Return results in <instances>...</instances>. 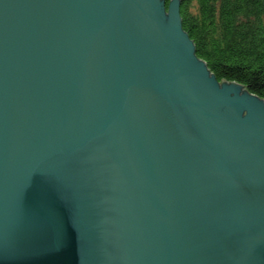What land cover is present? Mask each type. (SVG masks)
Here are the masks:
<instances>
[{"label":"water","instance_id":"95a60500","mask_svg":"<svg viewBox=\"0 0 264 264\" xmlns=\"http://www.w3.org/2000/svg\"><path fill=\"white\" fill-rule=\"evenodd\" d=\"M180 7L0 0V264H264V100Z\"/></svg>","mask_w":264,"mask_h":264},{"label":"trees","instance_id":"16d2710c","mask_svg":"<svg viewBox=\"0 0 264 264\" xmlns=\"http://www.w3.org/2000/svg\"><path fill=\"white\" fill-rule=\"evenodd\" d=\"M180 2L197 57L219 82H235L264 100V0Z\"/></svg>","mask_w":264,"mask_h":264}]
</instances>
